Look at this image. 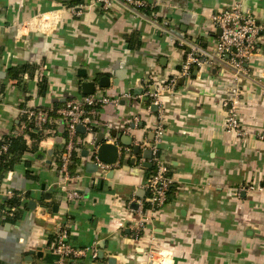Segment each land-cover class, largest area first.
Wrapping results in <instances>:
<instances>
[{
  "label": "crops",
  "instance_id": "0c3cea01",
  "mask_svg": "<svg viewBox=\"0 0 264 264\" xmlns=\"http://www.w3.org/2000/svg\"><path fill=\"white\" fill-rule=\"evenodd\" d=\"M70 1L0 0V139L16 134L23 109L55 114L38 141L24 131L36 150L25 152L0 182V208L8 191L22 200L17 212H0V264H59L53 243L61 229L71 245L85 251L65 264H146L147 253L156 248L169 252L166 264H264V140L259 138L264 133V33L246 62V77L236 80L224 67L202 66L179 78L173 89L165 87L184 58L170 36L209 50L218 36L213 13L238 2L262 24L264 0H145L149 6L141 10L115 2L108 11L87 6L80 16L70 12ZM163 22L168 33L160 28ZM25 65L31 75L11 78L9 68ZM82 69L83 78L78 76ZM102 76L109 77V86L96 83V90L119 97L118 105L98 108L96 131L78 132L85 146L79 144L73 171L69 168L75 177L63 181L58 164L64 124L55 110L82 95L81 82ZM42 78L44 94L39 92ZM234 87H239L243 138L225 127L223 102ZM146 89L157 91L155 110ZM159 124L164 130L158 154L173 186L163 206L140 216L134 198L147 197L142 184L152 171L143 151ZM100 133L122 152L118 166L105 176L92 160ZM121 135L131 137L129 146L121 144ZM72 190L82 198L68 200ZM13 213L18 220L6 221ZM139 219L144 226L135 237L130 227Z\"/></svg>",
  "mask_w": 264,
  "mask_h": 264
},
{
  "label": "built area",
  "instance_id": "2783aa9c",
  "mask_svg": "<svg viewBox=\"0 0 264 264\" xmlns=\"http://www.w3.org/2000/svg\"><path fill=\"white\" fill-rule=\"evenodd\" d=\"M115 2H120L131 10H139L149 6L145 0H90L89 3H79L69 6V8L74 16H80L87 6H95L103 11H108ZM210 20L213 27L220 30V34L214 39L213 45L209 50L199 46L190 39L169 37L170 41L183 48L184 58L180 70L176 75L168 79L165 87L173 89L179 78L189 76L192 68L202 66L224 67L232 73L236 80L246 77L247 68L245 65L247 60L257 51L258 40L264 33V23H258L250 11L240 9L238 2L232 8H226L213 13ZM160 28L162 32L168 33L167 22H163ZM238 93L239 87L232 88L223 102L227 111L225 127L237 137L243 138L246 132L240 127L237 119ZM144 95L152 104H158L157 91L146 89ZM122 96L130 97V93L123 92ZM118 102L119 97L109 95L100 89H95L91 94H82L67 99L64 106L55 110L60 121L66 127L65 149L61 154L59 167L60 176L63 181H70L75 177L69 172V163L72 152L78 151L79 144L81 143L77 136L78 131L76 127L81 125L86 132H92V128L96 127L95 119L97 118L98 108L106 104L117 106ZM51 111L45 108L23 109L21 112L24 115V120L14 135L23 134L26 127H28L27 125L30 126L32 131L41 132L51 118ZM136 120L137 118L135 117L134 121ZM163 130L164 128L161 124L157 125L154 130V141L148 147L151 150L152 156L150 162L153 169L142 184V188L147 191V197L141 199L134 198V202L137 204L136 210L140 216H142L145 209L154 213L158 208L163 206L168 200L169 190L173 186V182L169 176V169L158 154L157 143ZM259 138L264 140V133L259 134ZM6 150L7 144L3 143L0 146V155L6 152ZM121 154L122 152L118 153L114 163H105L98 159L94 150L92 160L99 174L105 176L109 170L117 167ZM143 161L144 159H141L140 163ZM248 188L253 189L254 186L249 185ZM13 195V191H8L9 199ZM81 198L82 194L78 190L70 191L67 196V199L70 201ZM13 210L14 207L7 209L9 213ZM143 226L144 224L141 219L131 225L130 228L135 237H139L142 234ZM53 250L59 255V264H65L67 260H74L85 253L84 250L70 244L68 233L65 229H61L57 236H55ZM157 255H160L158 260L155 258ZM91 256L92 258L96 257L95 250ZM169 258L170 254L168 251L156 248L150 251L149 254L147 253L146 264H166Z\"/></svg>",
  "mask_w": 264,
  "mask_h": 264
},
{
  "label": "trees",
  "instance_id": "16d2710c",
  "mask_svg": "<svg viewBox=\"0 0 264 264\" xmlns=\"http://www.w3.org/2000/svg\"><path fill=\"white\" fill-rule=\"evenodd\" d=\"M81 3V0H71L70 2H68V4L71 5H75V4H79ZM141 10V9H140ZM29 66H21V67H11L9 68V75L11 76V78L20 80V77L24 74V73H28L31 75V69H29ZM46 79L42 78L41 79V83L39 85V92L44 94L45 90H46ZM51 117L55 116L54 114V110L51 111ZM28 127H26L25 129V134L27 133L29 135V137H31V139H34L36 141H38L39 139H41V137L43 136L42 132H31L30 131V126L27 125ZM97 128L93 127L92 131H96ZM63 136L66 139V127L64 126V131H63ZM78 137H82V135L80 133H77ZM6 143L7 144V150L6 152L2 153L0 155V182L2 180V178L4 177V175L13 170V168L15 167L16 164H18L21 159L22 156L24 155L25 152L31 150L34 151L36 150V146L34 144L30 146H28L26 139L24 138L23 134L20 135H11V136H6L2 139H0V146ZM85 144H82L80 147H84ZM76 151L72 152L71 155V161L69 163V168L74 167V163L76 161ZM26 163V162H25ZM60 167V163L58 164ZM151 169H153L151 167ZM172 187L169 190V193L171 192ZM24 204V203H23ZM20 205H22V200H21V196L19 195H14L12 198L8 199L6 201V204L4 205V207L0 208V212L1 211H6V213H8V211L6 209H9L11 207H14V209H16L15 212H17L18 208L20 207ZM6 208V209H5ZM5 220L11 223H14L18 220V214L17 213H13L12 216H8L5 217Z\"/></svg>",
  "mask_w": 264,
  "mask_h": 264
},
{
  "label": "water",
  "instance_id": "95a60500",
  "mask_svg": "<svg viewBox=\"0 0 264 264\" xmlns=\"http://www.w3.org/2000/svg\"><path fill=\"white\" fill-rule=\"evenodd\" d=\"M217 34L219 35L220 34V30L217 29ZM82 73H81V70H78V76H80L81 78L85 77L86 76V71L82 69ZM117 81L118 80H114L113 81V84H117ZM96 83L98 84V87L100 88H105V87H108L109 86V77H106V76H102L100 77L99 79H97V77H94L92 78L91 80L89 81H83L81 82L80 84V88H81V93L84 94V95H87V94H91L95 91V85ZM136 93H140L141 92V89H137L135 90ZM152 109H156L157 108V105L156 104H153ZM63 127V125H62ZM77 131L80 132V133H84L85 132V129L83 126L81 125H78L77 127ZM111 136L115 137L116 134L114 132L111 133ZM152 137V135H151ZM105 136L103 133H100L96 136L94 142H93V147H94V150H95V153L97 154V157L99 160L105 162V163H114L117 159V155H118V148H117V145L116 144H108V143H105ZM119 140L121 142L122 145L124 146H129L130 145V142H131V137L130 136H127V135H121L119 137ZM93 150V151H94ZM132 150H133V153L134 154H138L139 151H140V146L139 144H135L133 145L132 147ZM88 154V150L84 149L82 150V155L83 156H87ZM143 156L145 159H150L151 158V150L150 149H146L143 151ZM143 166H146V167H150L151 164L149 162H145L143 164ZM95 167V166H94ZM112 174V171H110V173L107 175L108 177L111 176ZM138 192L140 193H143V190H139ZM28 206L31 207V208H34L35 207V202L34 201H29L28 203ZM134 207L136 208V203H134ZM9 224H6V227H8Z\"/></svg>",
  "mask_w": 264,
  "mask_h": 264
},
{
  "label": "rangeland",
  "instance_id": "374dc122",
  "mask_svg": "<svg viewBox=\"0 0 264 264\" xmlns=\"http://www.w3.org/2000/svg\"><path fill=\"white\" fill-rule=\"evenodd\" d=\"M155 258L158 260V258H160V255H157Z\"/></svg>",
  "mask_w": 264,
  "mask_h": 264
}]
</instances>
